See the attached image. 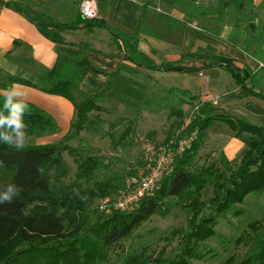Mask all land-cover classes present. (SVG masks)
<instances>
[{
  "label": "trees",
  "instance_id": "1",
  "mask_svg": "<svg viewBox=\"0 0 264 264\" xmlns=\"http://www.w3.org/2000/svg\"><path fill=\"white\" fill-rule=\"evenodd\" d=\"M207 1H210L209 7L201 5L200 0H172L173 8L180 10L182 18L159 14L155 6L148 3L143 11L142 32L181 45L187 24L192 20L206 19L203 22L210 23V28H200L219 40H224L225 27L233 24L239 31L233 30L228 41L242 49L247 46L250 48L248 53L264 63V15L248 16L246 9L253 5V0ZM0 4L19 12L56 44H65L62 32L76 31L81 26L107 27L115 39L123 43L127 57L138 66L144 64L152 70L176 73L223 68L243 92L264 99L263 95L249 89L247 81L252 78V73L242 69L235 59L219 55L185 56V59L200 61L201 67L198 68L188 67L183 58L177 61L154 60L144 53L138 55V35H124L102 19L86 20L81 15L76 25H62L32 11L24 2L0 1ZM151 13L155 17H145L153 15ZM89 72H99V69L90 65L86 49L66 48L60 52L54 68L42 73L36 83L9 76L8 82L0 84V111H3L4 104L2 92L14 84L63 97L75 108L70 131L59 142L22 149L0 142V192L6 191L8 185L20 189L19 196L11 203L0 204V264L108 262L110 254L121 249L124 240L130 239L153 216L168 209V200H176L179 207L189 210L186 224L172 233V239L178 240L177 247L170 253L131 254L126 256L124 264H198L197 261L209 255L208 243L218 235L222 221L230 215L240 216L239 206L249 195L264 193V126L217 114L211 103L201 104L197 97H192L199 104L197 112L188 123L181 120L168 139L176 143L196 131L199 138L177 157L174 172L161 181L157 193L145 197L133 212L98 213L94 208L96 200L127 191L130 186L121 176L101 178L107 167L104 158L86 154L70 143L82 131L104 125V120L92 115L94 111H105L99 104L101 100L114 97L117 90L129 92L137 89L123 84V65H120L102 91L92 95L81 93L80 101L76 102L72 89L80 87ZM27 104L24 122L29 136L44 137L58 132L57 124L47 112L30 102ZM177 114L184 118L183 110ZM214 121L226 123L234 136L244 142L246 149L237 164L234 165L225 155L220 163L214 161L200 166L196 162L202 141ZM127 122L123 138L135 129V121ZM170 143L167 145L171 149L177 145ZM65 153L73 159L75 170L67 163ZM209 186H213L212 195L203 200V192ZM93 216L97 220L90 224ZM250 226L254 230L251 250L241 259L232 255L224 264H264V225L255 221Z\"/></svg>",
  "mask_w": 264,
  "mask_h": 264
},
{
  "label": "rangeland",
  "instance_id": "2",
  "mask_svg": "<svg viewBox=\"0 0 264 264\" xmlns=\"http://www.w3.org/2000/svg\"><path fill=\"white\" fill-rule=\"evenodd\" d=\"M200 1L201 5L206 7L211 5L210 1ZM253 5H249V8H246L248 16H255L256 14L264 15V0H253ZM160 7L161 9L165 8L162 4ZM200 19L201 20H192V23L189 24L194 28L201 30L202 28L200 27L210 28V23L203 22H206V19ZM254 21L257 22L258 19H254ZM233 30H235V32L239 31L233 24L227 25L223 32L224 40H218L211 37L214 39L213 42H207L206 45L208 46L205 47L199 42H196L195 44L197 45L194 52L200 55L209 54L210 56L220 55L229 58H237L241 61L240 63L243 64V69L253 72L256 70L255 67H253V64H256L257 60L255 58L253 59L251 55L252 53H248V49L250 48H247V46L243 49L241 47L234 48L236 46L228 41ZM188 46L191 45L188 44ZM251 51L253 52L254 49H251ZM188 59L192 60L191 58ZM191 62L194 63L195 68L201 67L200 61L192 60L189 63ZM258 62L261 61L258 60ZM184 63L188 64V61L185 59ZM192 63L190 65L191 67L193 66ZM200 72L203 76H201L199 72L175 73L164 71L161 76L157 75V79H144L143 82L145 85L144 88L142 87V92L148 93L149 95L146 94L140 96V89L135 91L137 94L135 99H139V101H131L126 104V106H131L130 108L132 110L130 108L123 109L121 106L123 105L122 102H117L109 97L99 102L105 111H94L92 115L93 117L98 116L100 119L104 120V125L95 130L91 129L92 131H82L80 136L71 141L70 144L72 147L83 150L86 154L103 157L107 167L103 169L101 178L111 176L124 177L125 181L130 186V189L127 191H121L114 196H108L104 199L96 200L94 208L98 213H108L110 215L115 211L113 210L115 202L119 200L121 196L127 194V192L134 191L136 186L141 185L142 177L151 173L152 166L147 162L146 158L147 148L149 146L165 148L168 143H175V140L169 141L168 139L173 132V128L181 120L188 123L191 118L193 119L199 108V104L192 99L193 96H198L202 92H204V94L210 92L209 94H216L220 97L223 96V102H227V104L230 103V106L234 107L229 109V112L235 114L240 119L247 121L250 120L253 124L264 126L261 124L264 123L262 120H258L260 123H255L253 119H249V117L253 116L246 112L247 108L243 109L241 106L243 101H241V99H238V101L233 99L231 102L227 100L228 96L226 95L228 94L226 93L235 92L237 90L234 79L227 71L223 68H213L202 69ZM263 73L264 69H262V74ZM9 76L11 75L0 72V84L8 82ZM96 83L92 82V85L95 86L93 89L95 90L99 88ZM247 85L252 91L264 95V78H257L253 83L249 78ZM78 88L79 87H77V89ZM182 90H186L187 92L182 94L184 93ZM2 93L4 94V91ZM72 93L76 97L75 101L79 102L82 96L81 92H77L75 88V90L72 89ZM260 99L258 100H264H262V98ZM203 102L206 101L200 100L201 104H203ZM184 107H187L185 108L187 116L181 118L177 114V111ZM261 108L264 109V106ZM233 110L242 113H236ZM217 111V114L227 115L219 109ZM44 112H47V114L55 121L58 127V132L50 133L44 137H37L35 135L29 136L26 133L27 140L24 146L56 143L61 141L69 133L73 118L69 130H67V126H65L67 124L65 121L61 119L59 120L58 117L47 110H44ZM128 120L135 121V129L129 133L128 136L123 138L122 134L128 127ZM219 123H221L219 125H222L223 128L219 127L224 130V134L219 136H224V138L222 142H217L218 138L212 136V140L209 141L208 139L207 141L205 140L207 135L205 136L202 141L203 145L195 159L200 166L209 165L214 161L220 163L222 161V156L225 155L224 149L233 145V143L231 146L228 145L229 142L227 141H229L231 137L237 139L226 123ZM198 134V131L189 134L187 137L193 138V140L189 141L190 139L185 137L187 138L186 142L193 145L199 138ZM180 141L175 144L184 143L183 141ZM239 142L242 143V149L238 148L236 142H234L233 145L235 152L232 153H235L236 156L230 161L234 165L240 161L242 153L246 149L244 142L240 139ZM188 144L187 148L189 147ZM64 157L67 163L75 170V164L69 154L65 153ZM212 192L213 186L207 187L203 192L202 199H209ZM108 201L109 204L106 205ZM167 207L168 209H166L164 213L153 216L148 222L139 228L130 239L124 240L121 249L119 248L116 252H112L109 261L102 264H124L126 256L131 254L146 253L151 255L159 254L162 251H168L170 253L176 248L178 240L177 238L172 239V233L177 228L186 224L189 210L179 207L176 200H168L166 208ZM109 209L112 210L109 211ZM239 210L242 212L240 216L230 215L227 219L222 221L217 230L218 235L208 243L209 255L202 260L197 261L198 264H224L232 255L241 259L251 250L254 230L250 226V223L257 221L261 225H264V193H253L249 195L245 202L239 206ZM117 211L121 213L125 212L123 210ZM96 220V217L93 216L90 220V224H94Z\"/></svg>",
  "mask_w": 264,
  "mask_h": 264
},
{
  "label": "crops",
  "instance_id": "3",
  "mask_svg": "<svg viewBox=\"0 0 264 264\" xmlns=\"http://www.w3.org/2000/svg\"><path fill=\"white\" fill-rule=\"evenodd\" d=\"M0 1L24 2L32 11L49 17L55 23L62 25H76L81 16L80 5L83 0ZM96 2L99 9V19H102L109 27L119 30L124 35H138V37H140L139 46L137 47L139 50L138 55L139 52L144 53L154 60L166 59L169 61H177L182 58L185 59V56L190 54H198L194 52L197 45L195 44L196 42H199L205 47L208 46L206 45L207 42L212 43L214 40L212 38H215L201 29L194 28L189 23L185 29L181 45L172 43L171 40H164L144 34V32H142V18L144 17V7L148 3L155 6V11L159 14L182 18L180 10H178L177 7L173 8V5L171 4L172 0H96ZM161 4L165 7V10L161 9ZM154 15L155 14L147 15L145 17L153 18L155 17ZM144 21L146 22V20ZM61 35L65 41L64 45L52 42L26 17L8 6L0 4V72L36 83L42 73L54 68L58 62L60 52L64 49L84 48L87 51L90 65L94 68H98L99 72H89L81 86L78 89L76 88L77 92L80 91L81 93L85 92L86 94L92 95L102 91L106 85L109 84L111 74L118 71L120 65H123V84H125V86H134L137 90L140 89V96H143L148 94L142 92L145 85L143 80H154V78L157 79V75L161 76L164 73V71L147 68L144 64L138 66V64L131 61L126 55L127 52L124 46H122L123 43H119L115 39L111 30L107 27L95 26L87 28L81 26V28L76 31L62 32ZM188 44L191 46H188ZM207 56H209V54H207ZM188 58L189 57L186 59L188 61L187 65L188 67H191L190 65L192 62L189 63L191 60ZM232 59H235L241 68L243 67V64L240 63L241 61L239 59L233 57ZM192 65V67H194V63H192ZM253 67H255L256 70L251 72L252 78L250 79L252 83L257 78H264V73L262 74L264 63L258 62L257 60L256 64H253ZM199 74L203 76L201 72H199ZM92 82H97L96 85H98L99 88L96 90L93 89L95 86L92 85ZM14 85L22 86L18 87L17 90L27 94V102H30L43 110H47L58 117L59 120L61 119L65 121L67 124L65 126H67V130H69L71 120L75 113V108L72 102L63 97L49 95L26 85ZM73 89L75 90V88ZM182 91L184 93L187 92L186 90ZM209 93L204 94V92H202L198 96L193 97H197L198 101L205 100L206 95H209ZM226 94H228L226 96H228L227 100L229 102L233 101V99H236L237 101L238 99H241V101H243L241 106L243 109L247 108L246 112L253 116L249 117V119H253L255 123H260L258 120L264 121V109L261 108L264 106L263 99V101H259L258 99L260 98L248 95L238 86L235 92ZM114 95V97L109 98L116 100L117 102H122L123 105L121 106L123 109L131 107L126 106L127 102L139 101V99L132 97L137 95L135 91L120 92L117 90ZM212 95L218 97L219 100L218 105H214L216 110L219 109L229 116L240 119L235 114L229 112V109L234 107L230 106V103L227 104V102H223V96L220 97L216 94ZM74 98L76 97L74 96ZM185 108L187 107H184L181 110H184V116L186 117L187 112L185 111ZM233 111L236 113H242L236 110ZM219 122L220 121L213 122L206 134L207 136L205 140L208 141L209 139V141H211L213 138L212 136H214L218 138L217 142H222L224 136L219 135H223L224 130L221 129L223 127L222 125H219L221 124ZM247 122L251 123L250 120ZM261 124L264 125V123ZM227 142H229L228 145L230 146L232 143L234 145V142H236L238 148L242 149V143L239 142V139L231 137ZM233 145L224 149L225 155L229 160H232L236 156L235 153H232L235 152Z\"/></svg>",
  "mask_w": 264,
  "mask_h": 264
},
{
  "label": "built area",
  "instance_id": "4",
  "mask_svg": "<svg viewBox=\"0 0 264 264\" xmlns=\"http://www.w3.org/2000/svg\"><path fill=\"white\" fill-rule=\"evenodd\" d=\"M80 12L82 17L86 20H96L99 19L100 16L96 0H83L80 5ZM204 101L209 102L214 106L218 105L219 100L218 97L212 94H207ZM187 138L190 139L189 141L193 140V138ZM187 138L181 139L184 143H178L174 149L169 148L168 145L165 148L149 146L147 148L146 158L147 162L152 166L151 173L142 177L141 185L136 186L134 191H129L127 194L121 196V198L115 202L113 210H123L126 213L133 212L139 207L141 201L145 197L155 195L160 189L161 181L174 172L177 157L181 156L191 147L192 144L186 142ZM187 144L189 146L188 148ZM108 204L109 201L106 205ZM110 210L112 209H109V211Z\"/></svg>",
  "mask_w": 264,
  "mask_h": 264
},
{
  "label": "clouds",
  "instance_id": "5",
  "mask_svg": "<svg viewBox=\"0 0 264 264\" xmlns=\"http://www.w3.org/2000/svg\"><path fill=\"white\" fill-rule=\"evenodd\" d=\"M18 87L12 86L4 90L3 111H0V142L22 149L27 140L24 114L28 110L27 94ZM7 113V114H5ZM20 194L15 185H8L6 191L0 192V204L11 203Z\"/></svg>",
  "mask_w": 264,
  "mask_h": 264
}]
</instances>
